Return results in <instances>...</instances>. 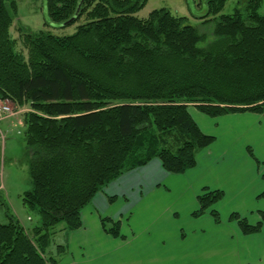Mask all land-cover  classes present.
<instances>
[{
  "label": "trees",
  "instance_id": "16d2710c",
  "mask_svg": "<svg viewBox=\"0 0 264 264\" xmlns=\"http://www.w3.org/2000/svg\"><path fill=\"white\" fill-rule=\"evenodd\" d=\"M79 2L45 0V26L69 20ZM145 2L84 0L74 23L85 22L73 35L25 30L24 56L9 36L16 4L0 0V100L28 106L23 126L31 189L22 201L38 215L31 236L14 217L0 224V264H58L46 255L53 229L78 230L81 211L125 171L153 159L169 174L192 169L195 153L215 139L200 131L187 104L212 118L264 115L262 0H244L233 14L205 22L213 23V39L203 47L206 35L185 17L159 10L136 18ZM206 2L202 20L218 15L226 0ZM170 135L178 144L173 151L162 139ZM222 197L203 189L192 216L208 212L219 224L212 207ZM259 216L255 225L235 213L230 220L248 236L260 232L264 212ZM101 223L121 237L117 222Z\"/></svg>",
  "mask_w": 264,
  "mask_h": 264
},
{
  "label": "crops",
  "instance_id": "0c3cea01",
  "mask_svg": "<svg viewBox=\"0 0 264 264\" xmlns=\"http://www.w3.org/2000/svg\"><path fill=\"white\" fill-rule=\"evenodd\" d=\"M219 119L206 125L217 127L223 137L197 153L193 169L169 174L153 159L96 194L81 211L78 230L58 227L55 233L64 245L56 249L62 257L58 264H264V224L259 233L244 236L230 220L235 213L255 225L264 212V199L258 197L264 192V115L234 113ZM203 132L211 134L207 128ZM203 189L223 193L212 207L227 216L219 224L206 213L192 216ZM186 201L190 210L181 207ZM102 219L117 222L121 237L107 234Z\"/></svg>",
  "mask_w": 264,
  "mask_h": 264
},
{
  "label": "rangeland",
  "instance_id": "374dc122",
  "mask_svg": "<svg viewBox=\"0 0 264 264\" xmlns=\"http://www.w3.org/2000/svg\"><path fill=\"white\" fill-rule=\"evenodd\" d=\"M16 4L17 16L14 19L12 26L9 29L10 39L16 42V50L22 55H26V51L22 44V36L26 33L25 30H29L33 33H37L39 31H48L54 36L62 37V36H71L74 34L75 29L78 25L85 22L84 17L78 20L73 25L67 27H56L50 24V26H45V0H12ZM244 0H226L224 7L221 12L216 16H210L202 20V18L207 13V2L206 0H146L145 5L142 9L137 11L134 16L138 19H146L148 15L153 11L166 10L170 13V15L174 17H185L187 19V24L194 27L198 30L199 33L205 34L207 40L200 44V47L205 46L209 43L213 37L211 35L213 23H205L209 21H213L214 17H218L220 15H231L233 14L236 8H242ZM260 15L264 16V0H262L261 7L258 11ZM204 23V24H203ZM25 31V32H24ZM210 34V35H209ZM186 70V71H185ZM180 74H187V69L181 67L178 68ZM169 78V76L167 77ZM12 107L13 116L2 121L0 124V132L3 136V141L0 140V224H6L9 221V217H14L19 223L28 229V233L31 234L32 227H34L38 223V215L31 211L27 206L23 204V196L26 192L31 189V180L29 176V154L25 144L24 138V126H23V114L28 111V106L18 107L13 103L9 102ZM189 110V111H188ZM195 110V111H194ZM187 112L190 115L193 122L198 126L200 131H206V128L209 129L211 137H214L216 141V137H223L220 133L218 134V128L215 126L206 125V121L212 119H219L221 117L227 116H219V117H208L202 113H200L195 106L187 104ZM195 112L206 118L207 120H202V118H194ZM263 115V114H260ZM219 125H223L221 119H219ZM213 122H211L212 124ZM201 127V128H200ZM206 127V128H205ZM224 127V126H222ZM221 127V129H222ZM212 133H216L213 135ZM222 135V136H221ZM166 143L165 146L169 150L176 149L177 141L173 135L166 136L162 138ZM215 141L211 143L208 147L202 149L206 150L214 145ZM176 142V144H175ZM240 149V146L238 147ZM248 149L251 151L250 156L254 157L253 151L254 148H247L246 152L248 153ZM257 149V148H256ZM199 150L195 153V166H196V155ZM249 155V154H248ZM194 166V167H195ZM260 166V164H258ZM193 167V168H194ZM192 168V169H193ZM263 169L262 167H260ZM137 169V168H136ZM135 169H130L122 173L114 181L118 180L122 176L126 175L129 171ZM190 170V169H189ZM264 170V169H263ZM112 181V182H114ZM110 182L109 184H111ZM108 184V185H109ZM107 185V186H108ZM105 186L102 191L107 187ZM216 191V190H211ZM201 195V192L200 194ZM198 195V196H199ZM96 196V195H95ZM94 196V197H95ZM112 202V198L109 199ZM189 202L182 204L181 207L183 210H190L189 206H187ZM180 208V211H182ZM197 211V209L195 210ZM193 211V213L195 212ZM221 220H225L227 216L222 212H218ZM182 217V212L180 213ZM206 214L209 215L208 212ZM30 217V221L27 218ZM227 224V223H224ZM63 225H58L53 229L55 230ZM228 228L231 225L227 226ZM58 228V229H59ZM109 228V227H107ZM228 228L223 226V231ZM219 229H217L218 231ZM30 231V232H29ZM52 235L51 245L47 250V256L53 257L56 261L60 262L61 258L59 252L56 250L58 246L63 245V238L61 235L56 236V233ZM120 234V233H119ZM62 241V242H61ZM219 239L217 243L219 244Z\"/></svg>",
  "mask_w": 264,
  "mask_h": 264
},
{
  "label": "built area",
  "instance_id": "2783aa9c",
  "mask_svg": "<svg viewBox=\"0 0 264 264\" xmlns=\"http://www.w3.org/2000/svg\"><path fill=\"white\" fill-rule=\"evenodd\" d=\"M13 116L12 107L8 101L0 100V124L2 121ZM0 140L3 141V136L0 132Z\"/></svg>",
  "mask_w": 264,
  "mask_h": 264
},
{
  "label": "water",
  "instance_id": "95a60500",
  "mask_svg": "<svg viewBox=\"0 0 264 264\" xmlns=\"http://www.w3.org/2000/svg\"><path fill=\"white\" fill-rule=\"evenodd\" d=\"M83 1L84 0H80L78 6L76 8L75 13L73 14V16L69 20H67L66 22H64V23H62L60 25H53V26H56V27H67V26L72 25L77 20V18L79 16V11H80V8H81V5H82ZM45 16H46V13H45Z\"/></svg>",
  "mask_w": 264,
  "mask_h": 264
}]
</instances>
